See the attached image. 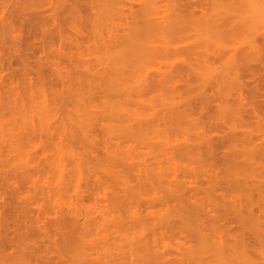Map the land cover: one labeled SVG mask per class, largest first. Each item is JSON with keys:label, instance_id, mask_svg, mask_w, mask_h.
<instances>
[{"label": "rangeland", "instance_id": "obj_1", "mask_svg": "<svg viewBox=\"0 0 264 264\" xmlns=\"http://www.w3.org/2000/svg\"><path fill=\"white\" fill-rule=\"evenodd\" d=\"M78 1L82 3L79 4ZM83 1L84 0L82 1L75 0V2L73 0H64V1L63 0H0V236H1L0 240L1 239L4 240L3 239L4 237L5 239H7V237L10 238L11 236V234L7 232H5L7 233V235L6 234H5L6 236L4 235V231H5L4 227H6L5 218L10 219L11 217L9 218V216H11L10 214H12L13 215L12 221H14V223L11 221L12 223L11 225L14 226L12 227L14 228V232L9 231V230L8 231L11 233L17 234V237H16V234L15 235L12 234L13 238L16 237L15 239L20 237L19 235H21V233L22 235H25V236H27V233H29L28 235L30 237L28 238V240L30 239L32 244H33V241L37 242L36 245L35 243L33 245L30 243L29 246H32V247L35 246L33 248L31 247L30 248L33 249L35 254L38 255V259H37L38 261H37L35 259L37 257H35L34 254H31V255H34V257H32L29 254L31 253L30 250H28L29 246L27 247V249L26 248L24 249L23 246L25 245L21 244L22 245L21 246L20 241H16L13 239L14 242L15 241L18 242V244H16V242L13 243L17 245V246L15 245L14 247H12L14 248V251L13 249L10 250L7 247H6V250H4L5 246L3 249H0L4 251V254L2 251H0V264H23V263L28 264L29 263L28 260H30V258H32L31 260H33L34 258L37 261L36 263V261L33 260L35 261L34 262L35 264H77V263L78 264H85V263L90 264L91 262H92L91 264H121L125 261L124 260L125 258L123 259L124 257V254H122L123 252L118 253L117 251V249L120 251H123L121 250L120 244L118 245L120 236L131 235L132 233L133 235H135L136 233H139V234L145 233L148 236H152V234L155 232L158 233L159 235L161 234L163 237L170 236V235L172 237V233H174V237H173L174 240L172 239L168 240V242L171 243V249L173 250V251L169 250L170 251L169 254H170L171 260L177 259L178 261L176 262L175 260L176 263H174L173 261L172 263L181 264V262L184 260L187 262V264H192L191 261L188 262L185 255L182 256V261H181V257H179L180 254L177 255L179 253V251H177L178 249L177 245L180 242L179 235L181 234L183 236V233H180L178 236L176 235L179 233L178 230L180 231L182 230L181 232H184L186 234V235L184 234L185 237H189V236L192 237L193 233L191 232H193L194 231L193 229L196 228V225H195L196 222L193 219L190 220L189 218L190 222L187 223L185 221L184 222L185 225L183 224L180 226L179 224L180 223L182 224V222L178 218L175 219V220H179V221H176L175 224L173 223L174 221L170 222L171 224L173 223L172 225L162 220V222L166 225V227L168 226V229L171 227L170 231H172V233L170 235H167L166 233H169L170 231L168 229H165L166 228L165 226L163 227L162 225L163 223L161 221H158L159 222L158 223L157 221L154 220L156 222L155 226L157 227V229L154 226H151L155 224L154 222L151 221L152 219L151 216L153 214H157V215L162 214L164 210L166 211V209H164L165 207H163L165 204L164 201L166 203L168 202L167 204L169 207L175 206L174 202L176 198L174 197L173 199L171 196H169L170 194L165 193L166 192L165 189L167 185L168 187L170 186L174 187L175 191H178L179 190L178 188L182 190L181 188L182 187L185 188L186 185H188L189 187L191 185L192 187L194 186L196 188V185L194 184H196V182L197 183L199 182L197 184L198 185L197 188L198 187L201 188V191H197L198 193L197 196L199 197L197 198L198 200L196 199L197 200L196 202H198V205L200 204L201 207L203 205L202 208L204 209L206 208V211L209 212L208 209L212 208V206H215L216 201H217V204L219 203L218 199L214 198L216 196L212 190L213 184L212 182H210V180H208V177H207V174L209 173V171L206 174H204V172L202 173L199 170L200 164L198 163L196 159H194V157H191V158L186 157L184 154H183V157H181L182 152H181V149L180 150L178 149L180 147V145L178 146L179 144L178 141H180L183 138V135H186L187 140H189L187 144H189L190 147L196 144L194 148L198 146H199L198 148L201 147L202 149L200 148L201 150L200 152H202V154L207 150L208 145H206V143H212L216 146V149H217L216 151H218L216 154H218V156L220 155L221 158L223 157V155L224 156L228 155V157L230 155L231 157L232 155L235 156L236 154L237 155L245 154L244 153L245 150L241 151L240 150L241 148L239 149V146L235 148V146L238 144L232 141V140L237 141V139H239L238 141H240V139L243 138V136H240V134L239 135L237 134V137L234 134L233 136H231L232 135L231 128L228 126H225V124L223 123H224V120L229 119L228 116H230L229 114H227L226 108H228L229 105H230L229 107H235V105L238 104L236 103L237 102L236 96L240 93L242 94V96L246 98L248 89H250L249 87H252V89L254 88V83H251V81L253 82L251 78L245 79V81L247 80L248 82L252 84L251 86H249L250 83H248V86H249L248 87L247 82H245L246 87H240V85H237L231 79V77L232 75H235V71H236L235 67H237V64H239V60L242 59V58L240 59V57H243L244 55L247 56V54H251L250 53L251 51L250 43L252 44V42H254L255 45L257 44L258 46H260L261 43L262 44L264 43V34H263L264 33V24H263L264 19L262 20V18H264V14L259 19V20H262L261 21L262 23L260 25L258 24L259 26L257 24H254L253 22L247 23L245 24L246 27H244L245 30L242 32L232 33V31L229 30V32H227L226 35H223V33L216 35L217 33L213 34L215 32L214 27L216 24L218 25L221 22L219 15L221 16L222 12H224L223 10L226 9L227 5L225 4H227V2L228 4L229 2H232V3H235V2L233 0H202V2L201 0H182L183 2H180V5L181 3L182 5L184 3L185 4L184 6L189 8L190 11H192V13L190 12L187 13L190 16L189 19L185 18L187 21L184 20V24L182 23L180 24L179 28L181 31L179 30V28L176 30V33L172 39L173 49H171L170 54L160 53V55L158 54L159 57L157 56L155 57V59L157 60H153V64L156 61H157L156 65L159 64L155 68L154 72L162 73L164 75H174V77H176L175 85L173 84V86H175V88L178 89L179 93L173 95L174 97L168 96L166 98L165 96L163 98L162 97L158 98V96H160L159 93L154 92L152 94L151 92L153 91H151L149 94L145 93L146 95L145 94L143 95L144 100H143V97L141 98L143 101L140 100L139 98L134 97L133 101L134 100L136 101V102L134 101V103L138 102V104L133 103L130 109L133 110L134 112H138V111L142 112L141 114L144 116L143 118H149V120H151L153 114H156L158 117L159 115H162L163 113L166 114L167 112L175 110V108L179 109L182 106L181 108L185 107V109L190 110L188 111L190 114V118L192 119V122L190 120L185 125L182 124L181 126L183 127H181V129L175 128L177 130H175L173 127L164 128L162 126H158L160 127L158 128L157 126L156 127L151 126V125L146 126V128H143L142 132H140L141 135L137 137L133 142H128L126 144L121 145L123 149L118 148L116 145H113L114 148L112 147V150L114 151H112L113 158H111V160H110V157L107 156L106 149L104 148V145L102 143L103 136H102L101 131H99L100 129L93 128L94 129L93 130L94 132L93 133V137H94L93 149H95L93 151L94 158L93 156L90 157L91 156L90 155L88 156L90 157L88 158L89 159L88 161H87V157L85 159L87 161V164L91 162L90 163L91 165L88 164V166H90L89 168L91 167L92 168L85 172V169L86 168L88 169V167L85 164L86 161L85 162L83 161L85 165L84 164L82 165L83 162L80 164L82 169L86 167L83 170L81 169L82 170L81 172L85 174H82V180H80L79 182L80 190L77 191V193L76 192L74 193V189L76 188L79 189V187H76V188L71 187L68 189L65 188V190L63 191L62 188L58 189V187L55 186L58 182L56 181L57 179L55 180L57 183L53 181L55 179L54 177H56V172H53L52 171L53 169H50L51 166L47 167L48 169L51 170L50 172L48 170L49 172L47 173L48 177L45 176V174L43 173L44 172L43 166H45V168H46V165L49 166L48 164L49 162L44 160L45 156H48V154L49 155L53 154V156H55L57 155V153H59V155L61 154V156H64L67 150L76 149L78 145L80 146V143L77 141L75 137L71 139V136L70 135L68 136V133L70 131L69 127L72 126L73 116L75 115V113H73L75 111V110L73 111V109L75 108L74 106L75 100L74 99L72 100V98L71 99L65 98V96L62 95L63 94L62 89H61L62 87L59 86L61 84L57 83L59 76L57 77V80L55 76L61 75V77L63 78L61 80H65V86L67 85V89H69L68 91L73 92V94L74 93L79 94L85 91V94H82L83 98L81 99H83V102L86 103L87 102L86 99L88 97L89 98L88 101H90L92 97L86 95L87 90H83V89H87L86 80L88 77L86 76L90 75L89 78H91V75H100L101 73H103V68L96 63L95 59H93L95 58L94 57L95 55L94 56L92 55L94 51L93 50L92 52L90 51V49H93V43L97 41V39L95 41L92 39L93 34L91 33H94V31L97 30V32L99 31V34H100V30H101L100 28H102L100 27V22L97 21L98 19H94L93 14H95V17H96V13H95L96 11L94 10H97L98 9L97 7H100L99 11L101 12H99L98 10L97 12L99 14L101 13L100 15H102V17L104 18L106 16L105 13H111L113 11L112 9L114 8L117 9L116 5L118 6L120 5L119 10L122 6L124 11L122 10V8L120 11H123L126 14L125 19L123 18L124 16H122L124 13L123 14L121 13L122 17L118 16L119 18H117L115 16L112 22L114 25V29H116L117 32H119L120 34H121V31H119L118 26L119 25L120 27L123 26L120 29L124 27L126 28L127 27L126 24H128L127 21L129 22V20H131L130 19L131 15L128 16L129 18H127L128 20H126L127 13L128 15L129 14L135 15V13L137 15L140 13L139 15L143 16L144 12L147 11V9L144 8V5L142 7L143 2L141 0H118L116 2L115 0L113 1L110 0V2L106 0L105 7L107 8L103 6L104 0H95V3L93 2L94 7L96 6L94 10L93 8L90 9L87 7L88 5H90L89 3L85 4L87 0L84 2ZM97 1L100 4L97 3ZM119 1L122 4H119L120 3ZM161 1L162 0H160V3L158 1V4H159L158 11L160 14L164 11L163 9H165L166 11L171 10V13L174 11L172 9H175L174 12L176 13L177 9L180 7L178 6L179 3L177 4L178 1L176 0H167V3L164 2L166 3L165 6L163 5V3H161ZM71 2L72 3L74 2V6L78 7L79 14L80 12L83 13V14L81 13L82 15L80 14L81 16L79 15L80 18L78 17V12H76V10H73L74 12H76L75 16H73V13H74L73 11L71 13V10L74 8V6L70 4ZM87 2H92V1L88 0ZM197 2L199 3L198 5L200 6H197L196 4ZM76 3L79 6H77ZM109 3L110 4L114 3V4H111V6H109ZM82 4L84 6H81ZM80 6L86 7L87 9L81 8V10L79 11ZM162 6H164L165 8H163ZM171 6L173 7L172 9H171ZM69 7L71 8V10ZM105 9H109V10L107 11ZM115 9L114 11H116ZM90 10H92L94 13L92 12L93 13L92 14ZM166 11L162 13V15H165V13H167ZM168 12L170 13V11ZM219 12L221 14H219ZM86 15L88 16V18L90 17L91 18L88 19ZM139 15L136 17H139L138 19L141 20V18L143 17ZM184 15H186V13H183L182 16ZM81 18L83 19L81 20ZM84 19L88 20V22H85ZM115 19L118 21H116ZM231 20H233V18ZM259 20L257 23L260 22ZM93 22L94 23L96 22V23L93 24ZM103 22L107 24L106 21H103ZM234 22H235V18H234ZM213 25L214 27H212ZM93 27H95L96 29L94 30ZM105 28L106 27H104V29ZM89 29H91V31ZM107 33L105 32L106 35ZM242 33H246V34L242 35ZM105 34H104L103 39L106 38ZM94 37L96 38V36ZM98 37L97 38L100 40V37L102 36L99 35ZM81 42L84 44V46H81L82 45ZM75 43L77 44V46ZM89 45H90V48H89ZM228 46L230 47L231 50L228 48ZM262 46H264V44ZM76 47L80 49L77 50ZM242 49L245 51H243ZM83 50L85 51L87 50V51L84 52ZM240 54L243 56H241ZM90 57H92V59ZM86 59L89 62L86 61ZM235 59L236 60L239 59V60L236 64L234 63L235 65L234 66L233 61L236 62ZM82 60H84L86 64H84ZM95 65L96 67H98V69H96ZM85 67L89 68V70L91 69L90 70L91 72L87 73L88 69L87 71L86 69L84 70ZM167 67H168V70H167ZM186 67L188 68L186 69ZM241 73H243L242 75H248L244 71H241ZM186 77H188L189 79ZM176 80L177 82L178 81L179 82L177 83ZM80 81L81 83H79ZM81 88L83 91L81 90ZM219 91L220 92L223 91L222 94H220ZM250 95L251 94H248L247 98H250L249 97ZM155 96H157V98ZM206 96L208 97L207 99H205ZM93 97H94V101L97 102L96 101L97 98L95 96ZM153 97L155 98L153 99ZM117 99H119V97ZM212 101L215 104L211 103ZM140 102L142 103L140 104ZM208 102H210L211 104ZM216 103H218V105H216ZM146 106L147 107L149 106L152 109H149V107L146 108ZM201 107H202V110L203 108L204 110L200 112L199 109H201ZM246 107H249V106H243V109H245ZM150 111H152V113H150ZM149 113L152 115L149 116ZM199 118L204 123L201 122ZM30 121L34 122V124L36 125L42 121L43 123L47 122L50 125L48 126L46 123L47 125L46 128L42 124L43 125L42 128L36 127V129H31L27 126L28 122ZM193 121L196 122V124L193 123ZM199 124H202V125L204 124V126L201 127L202 125H199ZM150 127H153V128L150 129ZM231 127L233 128L232 124H231ZM64 128H69V131ZM73 128L74 127H71V131L75 129ZM161 128L164 129V133L162 132L163 130ZM63 129L64 131L66 130L68 131V132H65L67 134L63 132ZM170 129L171 130L173 129V131L171 132ZM213 129H215V131H213ZM233 130L235 129L233 128ZM236 130L238 132L240 129L238 130L236 128ZM253 131H254V134H253L254 136L252 137H254V139L256 137L258 139L262 138V141L264 140V126L263 125L255 127ZM143 132H145V135ZM198 134H202V135L198 136ZM98 136L100 138L97 139ZM144 136H145V139H144ZM142 139L146 141L143 142ZM195 139L200 143V145ZM140 140L142 142H140ZM176 140L178 141L176 142ZM181 141H180V144H181ZM254 141H257V140H254ZM140 143L141 144L144 143V144L140 145ZM119 149L121 150L122 153L124 152L123 153L124 155H122V157L119 156V153H120ZM130 149L132 151L136 150L140 154L137 155L135 151L132 152ZM115 151L117 152L118 155L115 153ZM206 152H208V150ZM206 152L203 155L204 157H206V159H208L207 155H209V152L208 153ZM134 154L137 156H135ZM115 155H117L118 158ZM139 155L141 156V158L143 157L142 159L140 158V160L137 159ZM133 156H135L134 158L137 157L136 160H134L133 158H130ZM124 158L125 159L129 158L131 160L133 159L134 161H130V163L133 162L134 165L130 164L131 167H129L125 165L124 163L122 164V162L125 161ZM112 159L113 161L115 160L114 162L120 166L117 167V165H114L113 163L112 165H114V167L112 168L114 169L112 171V168H111V171L109 172L108 169L112 166L110 164L113 162ZM120 159L124 161L122 160L120 161ZM129 159H127L126 161L128 162ZM63 160H65L64 162L66 163L67 166H69V168L72 166L73 162L70 159L63 157ZM138 160L140 161V165L142 167L144 166V168H147V171L146 170L144 171L149 173V174H145L144 172L145 174L143 176L144 178L140 177L142 176L141 174L138 175V173H136V171L139 172V169L141 167L139 163L136 162ZM223 161L224 160H221V163H224ZM127 162L125 163L128 164ZM153 163H156L159 168L156 167L157 165ZM261 163H262L261 165L264 166V159H262ZM150 166H153V168ZM133 167H135L134 170H133ZM137 167L138 169H136ZM195 168H198V170L200 171L199 173H201V176L197 172L198 170L197 171L194 170ZM74 169L72 171L75 173ZM105 169H107V172L105 171ZM78 170H80L79 167H78ZM119 170L122 172V174L124 173L123 174L124 176H127L128 180H126V178H124L122 174L119 177H117L120 174V173L118 174V172H120ZM148 170H150L151 173ZM156 171L157 173H159L157 175L158 177H156L155 174H154L155 177L152 175V173H155ZM51 172L55 173L54 177ZM115 172L116 174H114ZM195 172L196 174H194ZM198 174H199V177H198ZM136 175L139 176L140 179L137 178ZM121 176L123 177V179H125L126 184L129 182L128 183L129 185L124 184V181L120 179L122 178ZM58 177L60 178L61 176L58 175ZM146 177H147V181H146ZM196 178L198 180L194 181L196 180ZM64 179L70 180L71 178L65 177ZM163 181L164 182L166 181V182L164 183ZM231 182H229V184ZM47 183L50 184L48 186V189L46 188L47 187L46 185H48ZM180 184H182V186H180ZM124 185H126L127 188L124 187ZM50 186H51V189H50ZM130 186L131 187L134 186V188H136V191L130 190L129 189L131 188ZM191 188H188V190ZM49 190L53 192V195L50 193ZM156 192H159V193H156ZM212 193L214 197L212 196ZM166 194L168 195L167 197H166ZM202 195L206 197L204 198ZM170 197H171V200H170ZM208 197L210 198V200L208 199ZM253 201H254V198H253ZM254 203H256V201ZM258 204L261 205V203H258ZM198 205L195 204L193 207H191V209L193 208L194 210L195 209L194 207H197ZM256 206H259V205L255 204L253 207H251V209L253 208L252 210L255 213V215H257V208H258ZM130 208L131 209L133 208L134 211H135V208H137L136 209L137 212L139 211L137 215L141 216L140 219L143 216V218L146 219L147 223L145 225L141 224L139 221L140 219L137 216L138 220H136V222H139L140 223L139 225L138 223L135 222V219H136L135 217H134L135 219L134 218L131 219L130 217H128L129 215L130 216L132 215V212H134ZM198 208L200 209V206ZM220 208L221 207H219L218 209ZM224 208L227 209V207H224ZM127 209H128V212H126ZM225 209H222V210L220 209L221 211L215 213V216H216V217L214 216L215 221L219 217L217 219V222H215L212 219L211 213L209 214L211 215L209 217H206L204 215L205 218H202L203 217L202 213L200 214L202 218V222L206 225L205 228L207 232L212 233L214 232V230H219L222 226L225 227V225L228 224L227 228L222 227L220 229L221 231L226 230V231L221 232L222 235H224V240H226L225 242L227 243L228 241V243L232 244L235 241L233 238L235 236L236 237L240 236L242 238V241L244 243H247L246 249L248 250V254L252 258V260H254L253 258H255L256 261H258L260 264L261 263L263 264L264 260L262 259V255L264 253V239H263L264 237L262 238V235H260L262 232H260L259 234L257 230L255 231V229L253 228L254 227L253 223L250 220H246V218H244L246 221L243 218L242 219L240 218L237 221L236 218L233 219L230 215L229 216L226 215L227 217L224 216L225 214L222 211L223 210L226 211ZM124 212L126 213L131 212V214L130 213L124 214ZM226 212H229L228 209ZM242 214L247 217L246 213L244 214L243 212ZM77 217L78 219L75 220ZM99 218L101 219L104 218V219H107L108 221L107 223H104V221L106 222V220L103 219L104 221L101 223V220ZM226 218H227V221L225 220ZM72 219L73 221L74 220L75 221L71 225V222H73ZM149 219L152 222L151 224H150ZM109 220H112L113 222L111 223V221ZM76 221L79 222L78 226H76L77 224ZM187 221H188V218H187ZM210 221H213V222H210ZM208 222H210V224ZM221 223L223 224L220 226ZM104 224H107V226H104ZM216 225H219V229L217 228L218 226ZM187 226L189 227L187 228ZM105 227L109 229V233ZM183 227H184V230L186 228L187 229L184 231ZM190 227H192L193 229ZM190 229L192 231H190ZM211 229L212 231L210 232ZM45 230L48 233L45 232ZM105 230L107 234H105ZM253 230L255 231L254 233H253ZM56 231L62 232V236L65 233L66 238L63 236L67 240L66 246L65 245L63 246L65 249L61 245V240L63 239L62 241H65V239L61 236V233H60L58 234L61 237L60 238L61 240H60L57 235L58 232ZM80 232L82 233L81 237L83 236L85 237V238L84 237L81 238L82 241L78 240V238L80 237L79 236ZM257 232L260 237L258 235H255L257 234ZM49 233L53 234L54 236L56 235L57 241L54 243H57V245L60 244L61 246L60 245L59 246L60 248L62 247L63 250L60 249L57 245L53 244L52 240L55 239V237H52L53 235L48 236L47 234ZM107 235H110L108 239L106 237ZM181 235H180V238H181ZM47 236L48 237L51 236L53 238L51 240L52 243L48 241L50 238H47ZM112 236H114L115 238H113ZM101 237L104 238L103 241H102L103 238L101 239ZM73 238L77 241H75ZM93 238L99 241L98 242L99 246H101V249L103 247L104 250L102 249L98 253V250L100 247L96 245L97 241L91 240ZM11 239L12 237L8 240H11ZM83 239H85L88 243L91 240V243H89L91 244L90 245L91 247H89V244ZM105 239L107 240L105 241ZM111 239H113V242L111 241ZM8 240H5V241L7 242ZM1 241H0V245H1ZM94 241L96 245L95 247L93 246ZM101 241H102V244L100 245ZM75 242H77L78 244ZM105 242H109L110 245ZM182 242L184 243L183 240ZM6 244H10V243L8 242ZM51 244L54 246H57L60 250L57 252L58 250L56 249L57 247L55 248ZM103 244L108 247L105 248ZM10 245L12 246V244ZM77 246L80 248H84L86 251L84 249H79ZM172 246L173 247L177 246V249L175 248L173 249ZM90 248L95 249V250L92 251ZM96 248L98 250H96ZM47 250L49 251V253ZM83 250L85 251L84 253H83ZM90 250L92 254L94 255L90 253L91 255L89 254V258H88V256L86 255H88ZM5 251L6 253L8 252L11 254L8 255V253L6 254ZM115 251L117 252L118 256ZM124 251H126V249ZM100 252L102 253L100 254ZM173 254L176 255L178 258H180L181 262ZM60 256H61L62 261L60 259ZM97 256L99 258H96ZM86 257H87V260H86ZM89 259H91L92 261ZM206 259L207 258L204 257L203 264L208 263V262L209 264H212L210 262L211 260L205 262ZM186 262L185 263L182 262V263L186 264ZM194 262L193 264H195ZM258 262L257 264H259ZM198 263L201 264L202 262L197 261L196 264Z\"/></svg>", "mask_w": 264, "mask_h": 264}, {"label": "bare ground", "instance_id": "obj_2", "mask_svg": "<svg viewBox=\"0 0 264 264\" xmlns=\"http://www.w3.org/2000/svg\"><path fill=\"white\" fill-rule=\"evenodd\" d=\"M64 1V0H63ZM75 2V0H73ZM82 1V0H80ZM86 1V0H84ZM83 1V2H84ZM88 1V0H87ZM85 2L86 3H89L90 5H88L87 7L88 8H94V3H95V0H90L92 2ZM113 1V0H112ZM118 1V0H115V2ZM143 3H142V7L144 5V8L147 9L146 12H144L143 16L142 15H139L135 13L136 16H141L143 18H141V20H139L138 18L139 17H136L134 14H129L127 13V16H126V20H128L127 18H129L128 16H130V19L129 22L127 21L128 24L127 27L125 28H122L120 29V25L118 26L119 27V31H121V34L119 32H117L116 29H114V25H113V19L114 17L116 16L117 18L119 17H122L124 16L123 18L125 19V13L123 12V8L122 10L123 11H120L119 10V6H117V9H115L116 11H114V9L110 10L112 11L111 13H105L106 16L103 18L102 15H100L97 10L99 11V8L100 7H97L96 9L97 10H94L96 11V17H95V14H93L94 12L92 10L91 13L94 15V19H98L97 21L100 22V34H99V31L97 32L94 31V33H91L93 34V40L95 41L97 39V41H95L93 43V49H90V51L92 52V50L94 51L92 53V55L95 57L93 59H95L96 63L98 65H100L102 68H103V73H101L100 75H91V78L90 75H87L86 77L87 80H86V87L87 89H83V90H87L86 92V95L88 96H91L93 101H88V97H87V102H83V95L82 94H85V91L81 90L84 92H81V93H74L73 92H70L68 91L69 89H67V85L65 86V80H61L63 79L61 77V75H56V80H57V77H58V81L57 83L58 84H61L59 85L60 87H62V95L65 96V98H69L72 100L74 99L75 100V108L73 109V113H75V115L73 116V121H72V126L71 127H74L73 129L75 130H72L71 131V127L70 128V131H69V128H64V129H67L69 131L68 133V136L70 135L71 136V139L73 137H75L77 139V141L80 143V146L78 145V147L76 149H70V150H67L66 154H64V156H61V154L59 155V153H57V155L53 156L52 155H49L48 156H45L44 160L48 161L49 163V166L46 165V168L45 166H43L44 168V174L45 176L48 177V174L51 170L50 169H53L52 171L53 172H56V177L61 176L60 178H56L54 177L55 176V173L51 172L53 174V177L55 178L53 181H55V183H57L55 186L58 187V189L62 188V190L64 191L65 188L68 189V188H71V187H79L74 189V193L77 191L80 190V186H79V182L80 180H82V174H85V173H82L81 171L85 168H81L80 164L84 161H86V157H87V161L89 160L88 158L92 157L93 156V151L95 149H93V140H94V137H93V130L94 129H100L99 131H101L102 133V136H103V145H104V148L106 149V152H107V156L110 157V160L111 158H113V153L112 151V147L114 148L113 145H116L118 148H122L121 145L123 144H126L128 142H133L137 137H139L141 135L140 132H142L143 128H146V126H162L164 128H171L173 127L174 129L175 128H180L183 127L181 126L182 124H186L188 123L190 120L192 122V119L190 118V114H189V109H185L184 108H175V110H172L170 112H167L166 114H162V115H159L157 117L156 114H153L152 116V119L149 120V118H143L144 116L141 114L142 112L138 111V112H134L133 110H131V106L132 104L134 103L133 101V98L136 97V98H139L140 100H142L141 98L143 97V95L146 93V94H149L151 91L152 94L155 92L159 93L160 96H158V98H163L166 96V98L168 96H173L175 94H178L179 91L177 88H175V86H173V84L175 85V78L174 75H164L162 73H157V72H154L155 71V68L159 65H156V62L153 64V60H157L155 59V57H159L160 53H164V54H170V51L173 46V43H172V39L176 33V30L179 28L180 24H184V20L187 21L186 19H189V15L187 13H192V11H190L189 8H187L186 6H184L185 4L181 3L180 5V2H183L182 0H176L178 1L177 4L179 3L178 6H180L178 8L177 6V11L176 13L174 12L175 9H172L173 7L171 6V9L174 10L172 13H171V10H168L170 11V13L168 11H166L165 9H163L164 11L162 13H164L165 11L167 13H165V15H162V13L160 14L159 11H158V1L160 3V0H141ZM235 3H232V2H227V7L225 10H223L224 12H222V14L219 12V14H221V16L219 15L220 19H221V22L217 25H214L212 27H214V33H217L216 35L218 34H222L223 35H226L227 32L232 31V33H236V32H242L245 30L244 27H246L245 24L247 23H254V24H261L262 20L264 18H262V20H259L261 18V16L264 14V0H233ZM74 2L70 3L74 6ZM94 2V3H93ZM105 2L106 0H104V7H105ZM108 2H110V0H108ZM114 2V3H115ZM120 2V1H119ZM118 2V3H119ZM167 3V0L165 1H161V3H163V5L165 6L166 3ZM196 2V1H195ZM202 2V0H201ZM200 2V4H201ZM79 4H81L82 2H79ZM97 3H99L97 1ZM114 3H111V4H114ZM124 3V2H123ZM139 3V2H138ZM169 3V2H168ZM187 3V2H186ZM77 4V3H76ZM100 4V3H99ZM111 4L109 3V6H111ZM117 4V3H116ZM119 4H122L121 2ZM141 4V2H140ZM188 4V3H187ZM197 6H200L198 5L199 3L197 2L196 3ZM96 5V4H95ZM98 5V4H97ZM218 5V4H217ZM222 5V4H221ZM77 6H79L77 4ZM81 6H84L83 4ZM80 6V9L79 11L81 10V8H86V7H81ZM91 6V7H90ZM93 6V7H92ZM99 6V5H98ZM124 6V5H123ZM141 6V5H140ZM164 6H162L163 8H165ZM174 6V5H173ZM71 7V5H70ZM69 7V8H70ZM115 7V6H114ZM161 7V8H162ZM107 8V7H105ZM167 8V7H166ZM184 8V9H183ZM187 10H186V9ZM198 8V7H196ZM21 9V8H20ZM87 9V8H86ZM170 9V8H168ZM222 9V8H221ZM71 10V8H70ZM69 10V11H70ZM73 10H76V12H78V7L74 6V8L71 10V13ZM84 10V9H83ZM105 10H109V9H105ZM118 10V11H117ZM127 11V10H126ZM143 11V10H142ZM188 11V12H187ZM220 11V9H219ZM74 12V11H73ZM73 13V16H75V13ZM101 12V11H99ZM106 12V11H105ZM115 12V13H114ZM132 12V11H131ZM82 12H80L81 14ZM121 13L123 14L121 16ZM138 13V12H137ZM183 13H186V15L182 16ZM217 13V12H216ZM79 12H78V17H79ZM83 14V13H82ZM81 14V15H82ZM118 14V15H117ZM142 14V12H141ZM198 14V13H197ZM80 15V16H81ZM133 15V16H132ZM239 15V16H238ZM87 16V15H86ZM85 16V17H86ZM91 16V14H90ZM119 16V17H118ZM218 16V15H217ZM37 17V16H36ZM54 17V16H53ZM52 17V18H53ZM56 17V16H55ZM102 17V18H101ZM39 18V17H38ZM74 18V17H73ZM80 18V17H79ZM78 18V19H79ZM88 18V16H87ZM91 18V17H90ZM88 18V19H90ZM183 18V19H182ZM186 18V19H185ZM233 18V20H231ZM234 18H235V22H234ZM240 18V19H239ZM83 18H81L82 20ZM103 19V20H101ZM215 19V18H214ZM217 19V18H216ZM238 19V20H237ZM54 20V19H52ZM85 20V19H84ZM116 20V19H115ZM213 20V19H212ZM258 20L260 21L259 23ZM96 21V22H97ZM103 21H106L107 24H105ZM118 21V20H116ZM189 21V20H188ZM234 23H233V22ZM238 21V22H237ZM82 22V21H81ZM85 22H88V20H85ZM92 22V21H90ZM95 22V23H96ZM141 22V23H140ZM80 23V22H79ZM93 22V24H95ZM102 23V24H101ZM82 24V23H81ZM263 24H264V21H263ZM91 25V24H90ZM104 25V26H103ZM106 25V26H105ZM125 25V26H126ZM258 25V26H259ZM93 26V25H92ZM183 26V25H182ZM211 26V25H210ZM262 26V25H261ZM90 27V26H89ZM104 27H106L105 30ZM230 28V29H229ZM76 29V28H75ZM93 29L95 30L96 28L93 27ZM104 29V30H103ZM188 29V28H187ZM213 29V28H212ZM91 31V29H89ZM180 30V28H179ZM186 30V29H185ZM79 31V30H78ZM104 33H103V32ZM181 31V30H180ZM105 32L107 33V35L105 34ZM231 33V32H230ZM81 34V33H80ZM96 34V35H94ZM102 34V35H101ZM104 34H105V39H103L104 37ZM243 34H246V33H242ZM264 34V33H263ZM102 36L100 37V40L98 39L99 37L98 36ZM222 35V36H223ZM241 35V36H242ZM96 36V38L94 37ZM91 37V36H90ZM98 37V38H97ZM215 37V36H214ZM228 37V36H227ZM231 37V36H230ZM243 37V36H242ZM213 39V38H212ZM245 39V38H244ZM243 39V40H244ZM249 39V38H248ZM99 40V41H98ZM251 40V39H250ZM260 42V41H259ZM82 43V42H81ZM80 43V44H81ZM76 44V43H75ZM87 44V42H86ZM264 44V43H263ZM261 43L260 46H258L257 44L255 45L254 42H252V44L250 43V53L251 54H247V56H243V57H240L241 60H239V64H237V67H235V75H232L231 79L237 84V85H240V87H246V84L245 82H247V86H248V82L247 80L245 81V79H248V78H251L253 80V82L251 81V83H254V88L252 89V87H249L251 86L252 84L250 83V85L248 86L250 89H248V93H247V97H248V94H251L249 97L253 100H251L250 98H245L244 96H242V94H238L236 97H237V102L238 104L235 105V107H229L228 105V108H226V111H227V114H229L230 116L229 119L227 120H224V123L225 126H228L231 128V132H232V135L230 133L231 136L236 135L237 137V134L240 136H243V138L240 139V141H238L239 139H237V141L235 140H232L234 141L236 144L235 148L239 146V149L242 151V150H245V154H236L235 156H231L228 155L224 156L221 158V156L218 154H216L218 151H216V146L212 143H206L207 146V150L209 152V155H207L208 159H206V157H204V153L207 151H205L203 154L202 152H200V148L198 147H195L192 146L190 147L188 143L189 140H187L186 138V135H183V138L180 140L181 141V144H180V141L176 140V142L178 141L179 144L178 146L180 145V147L178 148L179 150L181 149V152H182V156L183 157V154L186 156V157H194V159H196L198 161V163L200 164L199 165V170L204 174L209 173L207 174V177H208V180H210V182H212V190H213V193L215 194L216 197H214L213 193H212V196L214 198H217L219 203L217 204V201H216V204L215 206H212V208L208 209L209 212L206 211V208H202L201 205L199 204L198 205V202H196L198 199L199 196L197 191H201V188H197V183L194 184L196 185V188L192 187L190 185V187L188 185L185 186V188H181L182 190H180V188H178L179 192L178 191H175V188L174 187H166L165 189V193H168L170 194L169 196H171L173 199L174 197L176 198L175 199V206H171L169 207L168 206V202L166 203L164 201V206L165 207L164 209H166V211L164 210L163 213L165 214H153L151 217V221L154 222L155 224L151 225V226H154L156 229L157 227L155 226L156 225V222L155 221H161L164 220L165 222L169 223L170 225H172L173 223L175 224L176 221H181L182 224L180 222L179 225H183L184 222L186 221L187 223L190 222L189 221V218L190 220L193 219L196 223V228H192L194 231L191 232L193 233L192 234V237L189 236V237H185L184 236V232H181L180 230L179 233H175L177 234L176 236H178L180 233H183V236L181 235V238H180V235H179V244L177 242V246H178V249H177V246L176 247H173V249H177V251H179V253L177 255H179V257H181V261H182V256H186V259L188 260V262H193L196 264L197 261L199 262H202L201 264L204 263V257H206L207 259L205 260V262L211 260L210 262L212 264H257L258 261L255 260V258H253L254 260H252V258L250 257V255L248 254V250L246 249V245L247 243H244L242 241V238L240 236H235L233 239L235 240L234 243H227L225 242L226 240H224V235H222V231H226V230H220L219 229V225H216L218 226L217 228L220 230H214V232L212 233H209L207 232L206 228H205V224L202 222V218H205L204 215L206 217H209L212 215V219L215 221V213L221 211L222 209H225L224 207H227L228 211L229 212H226L227 209H225L226 211H222L224 214V216H231L233 219H244L246 218V220H250L252 223H253V228L255 229V231L257 230L260 234V232H262L260 235H262V238L264 237V166L261 165V161L262 159H264V140L262 141V138L261 139H258L255 137H252L254 136V131L253 129L255 127H258V126H264V46ZM239 45V44H238ZM77 46V44H76ZM81 46H84V44L82 43ZM223 46V45H222ZM241 46V45H240ZM77 48V47H76ZM85 48V47H83ZM89 48H90V45H89ZM88 48V49H89ZM205 48V47H204ZM228 48L230 49V47L228 46ZM240 48V47H239ZM243 48V47H242ZM80 49V48H79ZM77 48V50H79ZM225 49V48H224ZM237 49V48H236ZM245 49V48H244ZM221 50V49H220ZM231 50V49H230ZM240 50V49H238ZM243 50V49H242ZM246 50V49H245ZM243 50V51H245ZM84 52H86L85 50H83ZM249 51V50H248ZM229 52V51H227ZM234 53V52H232ZM159 54V55H158ZM86 55V54H85ZM91 55V54H90ZM236 55V54H235ZM234 55V56H235ZM165 57V56H164ZM168 57V56H167ZM89 58V57H88ZM87 58V59H88ZM92 59V57H90ZM172 58V57H171ZM235 58V57H234ZM237 58V57H236ZM86 59V61H88ZM213 59V58H212ZM217 59V57H216ZM231 59V58H230ZM162 60V58H161ZM165 60V59H164ZM168 60V59H167ZM234 60V59H233ZM236 60V59H235ZM238 60L233 61V65L234 63L236 64L238 62ZM84 64H86L84 62V60H82ZM89 62V61H88ZM182 62V61H181ZM82 63V64H83ZM159 63V62H158ZM161 63V62H160ZM186 63V62H185ZM92 64V62H91ZM94 64V63H93ZM203 64V63H202ZM156 65V66H155ZM167 65V63H166ZM165 65V66H166ZM87 66V65H86ZM169 66V65H168ZM235 66V65H234ZM96 67V65H95ZM154 67V68H153ZM94 68V67H92ZM101 68V69H102ZM188 67H186L187 69ZM88 69L87 73H90L91 69L89 70V68H84V70ZM96 69H98V67H96ZM151 69V70H150ZM154 69V70H152ZM163 69V68H162ZM165 69V68H164ZM54 70V69H53ZM167 70H168V67H167ZM185 70V69H184ZM186 71V70H185ZM196 71V70H195ZM241 71H244L246 72L248 75H242L243 73H241ZM95 72V71H94ZM93 73V72H92ZM96 74V73H95ZM166 74V73H165ZM194 74V73H193ZM179 75V74H178ZM80 77V76H79ZM85 77V76H84ZM185 78V77H183ZM188 78V77H186ZM84 79V78H83ZM189 79V78H188ZM55 80V81H56ZM79 80V79H78ZM182 80V79H181ZM185 80V79H184ZM187 80V79H186ZM64 81V82H63ZM188 81V80H187ZM190 81V80H189ZM221 81V80H220ZM177 82V80H176ZM179 82V81H178ZM177 82V83H178ZM181 82V81H180ZM81 83V81L79 82ZM85 83V82H84ZM218 83V82H217ZM85 85V84H84ZM82 85V86H84ZM69 86V85H68ZM81 86V85H80ZM181 86V85H180ZM66 87V88H65ZM222 87V86H221ZM247 87V88H248ZM217 88V87H216ZM238 88V87H237ZM222 89V88H221ZM213 90V89H212ZM220 92V91H219ZM223 92V91H222ZM222 92H220V94H222ZM238 92V91H237ZM240 92V91H239ZM218 93V92H217ZM145 94V95H146ZM164 94V95H163ZM219 94V93H218ZM151 95V94H150ZM228 95V94H227ZM95 96L97 99L95 102L94 101V97ZM217 96V95H216ZM119 97V99H117ZM157 98V96H155ZM153 97V99L155 98ZM174 97V96H173ZM210 97V96H209ZM235 97V98H236ZM208 97L206 96L205 99H207ZM214 98V97H212ZM99 99V100H98ZM149 99V98H148ZM152 99V98H151ZM210 99V98H209ZM250 99V100H249ZM143 100H144V97H143ZM142 100V101H143ZM156 100V99H155ZM172 100V98H171ZM170 100V101H171ZM203 100V99H201ZM213 100V99H212ZM249 100V101H248ZM82 101V102H81ZM139 101V100H138ZM149 101V100H148ZM191 101V99H190ZM210 101V100H209ZM225 101V100H224ZM136 102V101H135ZM158 102V100H157ZM166 102V101H165ZM206 102V101H205ZM216 102V100H215ZM142 102H140L141 104ZM153 103V102H152ZM210 103V102H208ZM211 103H214L213 101ZM210 103V104H211ZM134 104H138L137 103H134ZM139 104V105H140ZM144 104V103H143ZM182 104V103H181ZM215 104V103H214ZM158 105V104H157ZM168 105V104H166ZM185 105V104H184ZM202 105V104H201ZM216 105H218V103H216ZM144 106V105H143ZM172 106V105H171ZM177 106V105H176ZM179 106V105H178ZM191 106V105H190ZM243 106H249V107H246L245 109H243ZM138 107V106H136ZM135 107V108H136ZM142 107V106H141ZM149 107V106H148ZM146 106V108H148ZM192 107V106H191ZM216 107V106H215ZM145 108V109H146ZM157 108V107H156ZM172 108V107H171ZM144 109V108H143ZM149 109H152L149 107ZM154 109V108H153ZM167 109V108H166ZM217 109V108H216ZM247 109V110H246ZM147 110V109H146ZM157 110V109H156ZM155 110V111H156ZM189 110V111H188ZM198 110V109H197ZM200 112L204 110H202V107L201 109H199ZM137 111V110H136ZM143 111V110H142ZM154 111V110H152ZM152 111H150V113H152ZM168 111V110H167ZM188 111V112H187ZM207 111V110H206ZM146 112V111H145ZM222 112V111H221ZM149 113V116H151L152 114ZM199 113V112H198ZM203 113V112H202ZM201 113V114H202ZM217 113V112H216ZM225 113V112H224ZM216 117V116H215ZM214 117V119H215ZM147 119V120H146ZM200 120V118H199ZM201 121V120H200ZM190 122V123H191ZM203 122V121H201ZM47 123V122H46ZM43 123L42 122H39L37 125L34 124V122L30 121L28 122V127L31 128V129H36L37 128H42V126L44 125L45 128L47 127V125L49 126L50 124L47 123ZM193 123L196 124V122L193 121ZM204 123V122H203ZM207 123V122H206ZM205 123V124H206ZM211 123V122H210ZM230 123V124H229ZM43 124V125H42ZM192 124V123H191ZM227 124V125H226ZM231 124L233 126V128L235 130H233V128L231 127ZM262 124V125H261ZM194 125V124H193ZM192 125V126H193ZM199 125H202V124H199ZM196 126V125H195ZM194 126V127H195ZM198 126V125H197ZM204 124L201 126L203 127ZM217 126V125H216ZM220 126V125H219ZM185 127V126H184ZM227 127V128H228ZM94 128V129H93ZM149 128V127H148ZM153 127H150V129H152ZM160 128V127H158ZM214 128V127H213ZM226 128V127H225ZM236 128L239 130L237 132ZM63 129V132H68L67 130L64 131ZM162 129V128H161ZM160 129V130H161ZM198 129V127H197ZM159 130V131H160ZM163 133H164V129H162ZM166 130V129H165ZM171 130V129H170ZM169 130V131H170ZM177 130V129H175ZM174 130V131H175ZM200 130V129H199ZM47 131V130H46ZM173 131V129L171 130V132ZM181 131V130H180ZM204 131V130H202ZM213 131H215V129H213ZM242 131V132H241ZM161 132V133H162ZM167 132V131H166ZM183 132V131H182ZM240 132V133H239ZM144 135H145V132H143ZM142 133V134H143ZM67 134V133H65ZM158 134V133H157ZM182 134V133H181ZM184 134V133H183ZM160 135V134H159ZM172 135V134H171ZM201 136L202 134H198V136ZM208 135V134H207ZM260 136V135H259ZM171 137V136H169ZM177 137V136H176ZM96 138V137H95ZM100 138L99 136L97 137V139ZM153 138V137H152ZM181 138V137H180ZM179 138V139H180ZM201 138V137H200ZM228 138V137H227ZM230 138V137H229ZM260 138V137H259ZM144 139H145V136H144ZM143 140L146 141V140ZM235 139V137H234ZM158 140V139H157ZM163 140V139H162ZM171 140V139H170ZM192 140V139H191ZM196 140V139H195ZM254 140H257V141H254ZM259 140V141H258ZM151 141V140H150ZM197 141V140H196ZM231 141V142H232ZM95 142V141H94ZM140 142H142L140 140ZM153 142V141H152ZM161 142V140H160ZM198 142V141H197ZM213 142V141H212ZM241 142V143H239ZM134 144V143H133ZM144 144V143H143ZM140 143V145H143ZM146 144V143H145ZM156 144V143H155ZM158 144V143H157ZM162 144V143H160ZM177 144V143H176ZM198 144L200 145V143L198 142ZM233 144V143H232ZM137 145V144H136ZM147 145V144H146ZM150 145V144H149ZM154 145V144H153ZM202 145V144H201ZM97 146V145H96ZM243 146V147H242ZM124 147V146H123ZM136 147V146H134ZM160 147V146H159ZM170 147V146H169ZM176 147V146H175ZM205 147V146H204ZM147 148V147H146ZM150 148V146H149ZM116 149V148H115ZM177 149V150H178ZM202 149V148H201ZM231 149V148H230ZM118 150V149H117ZM131 150V149H130ZM137 150V148H136ZM136 150H131L132 152H136V154H140L138 151ZM239 150V151H240ZM120 153H119V156L122 157V155H124L121 150L119 149ZM123 151V150H122ZM128 151V150H127ZM126 151V152H127ZM168 151V150H167ZM240 151V152H241ZM138 152V153H137ZM206 152V153H208ZM237 152V151H236ZM234 152V153H236ZM250 152V153H249ZM61 153V152H60ZM115 153L117 154V152L115 151ZM122 153V154H121ZM121 154V155H120ZM170 154V153H169ZM59 155V156H58ZM63 155V153H62ZM91 155V156H90ZM118 155V154H117ZM115 155L117 158L118 156ZM135 155V154H134ZM135 155V156H137ZM90 156V157H88ZM135 156L133 157H130V158H133L134 160H136V158H134ZM173 156V155H172ZM180 156V155H179ZM184 156V157H185ZM63 157L64 158H67V159H70L73 163H72V166L69 168V166L66 165V163L64 162L65 160H63ZM149 157V155H148ZM94 158V156H93ZM141 156L139 155V157L137 159L140 160ZM143 158V157H142ZM141 158V159H142ZM160 158V157H159ZM158 158V159H159ZM123 159V158H122ZM120 159V161L122 160ZM129 159V158H127ZM124 158V162H122V164L124 163L125 165L131 167L130 164L134 165L133 162L130 163V161H134L133 159H129V161L127 162ZM136 161L139 163L140 165V161ZM170 160V159H169ZM209 160V161H208ZM221 160H224L223 162L224 163H221ZM87 161H86V166L88 167V169L86 168L85 169V172L87 170H90L91 168H89L91 165L90 163L87 164ZM113 161V159H112ZM115 161V160H114ZM112 162L110 163L111 165L114 163V165H118L117 163L115 162ZM161 161V160H160ZM84 162L82 163V165L84 164ZM110 162V161H109ZM118 162V161H117ZM125 162H127L128 164H126ZM149 162V161H148ZM226 162V163H225ZM68 163V162H67ZM70 163V161H69ZM146 163V162H145ZM151 163V162H150ZM161 163V162H160ZM45 164V163H44ZM47 164V163H46ZM84 164V165H85ZM121 164V163H120ZM153 164H156V163H153ZM162 164V163H161ZM69 165V164H68ZM114 165H112L108 171L110 172L111 171V168L114 167ZM157 165V164H156ZM155 165V166H156ZM50 169H48L47 167H50ZM77 166V167H75ZM136 166V165H135ZM141 166V165H140ZM139 166V167H140ZM149 166V165H148ZM53 167V168H52ZM68 167V168H66ZM76 169H74V168ZM78 167L80 170H78ZM83 167V166H82ZM146 167V165H145ZM153 168V166H150ZM158 167V165L156 166ZM135 167H133V170H134ZM159 168V167H158ZM70 169V170H69ZM75 170V173L72 171V170ZM82 169V170H81ZM114 168H112V171H113ZM116 169V168H115ZM130 169V168H128ZM138 169V167L136 168ZM135 169V171H136ZM149 169V167H148ZM157 169V168H155ZM49 170V172H48ZM122 170V169H121ZM144 170L147 171V168H144V166L140 167L139 169V172L136 171V173L141 174L142 176H140L141 178H144L143 176L145 174H149L148 172H145ZM151 170V168H150ZM150 170H148L150 172ZM154 170V169H152ZM193 170V169H192ZM194 170H198V168H195ZM193 170V171H194ZM197 171L198 173L200 171ZM105 171L107 172V169H105ZM120 171V170H119ZM129 171V170H128ZM118 172V171H117ZM145 172V174H144ZM50 173V174H51ZM113 173V172H111ZM120 173V174H119ZM129 173V172H128ZM151 173V172H150ZM157 171L155 173H152V175L154 176V174L156 175V177H158L157 175L159 173H157ZM188 173V172H187ZM47 174V175H46ZM116 174V172L114 173ZM113 174V175H114ZM118 176L119 177L122 172H118ZM124 174V173H123ZM122 174V176H124ZM196 174V172L194 173ZM200 176H201V173H199ZM199 174H198V177H199ZM76 175V176H75ZM126 175V174H125ZM131 175V174H130ZM203 175V174H202ZM121 176V177H122ZM137 176V175H136ZM135 176V177H136ZM165 176V175H164ZM197 176V175H196ZM195 176V177H196ZM206 176V175H205ZM65 177L67 178H71L70 180H66L64 179ZM139 176H137V178L140 179ZM155 177V176H154ZM197 177V178H198ZM50 178V177H49ZM124 178L127 179V176H124ZM196 178V180L194 181H197L198 179ZM228 178V179H227ZM59 179V181H58ZM124 181V184H126V181L125 179L120 178ZM149 179V178H148ZM231 179V180H229ZM150 180V179H149ZM157 180V179H156ZM122 181V182H123ZM146 181H147V177H146ZM158 181V180H157ZM232 181V182H231ZM128 182V181H127ZM142 182V180H141ZM144 182V181H143ZM153 182V181H151ZM164 182V181H163ZM166 182V181H165ZM164 182V183H165ZM229 182H231L229 184ZM49 183V182H48ZM47 183V184H48ZM129 183V182H128ZM126 184V185H129V184ZM181 183V182H180ZM75 184V186H74ZM152 184V183H150ZM190 184V183H189ZM50 184L46 185L47 189H48V186ZM126 185H124V187H126ZM131 185V184H130ZM185 185V184H184ZM52 186V185H51ZM51 186H50V189H51ZM60 186V187H59ZM69 186V187H67ZM150 186V185H149ZM179 186V185H178ZM180 186H182V184H180ZM211 186V185H210ZM131 187V186H130ZM145 187V186H144ZM192 187V188H191ZM209 187V186H208ZM64 188V189H63ZM127 188V187H126ZM134 186H132L131 188H129L130 190H135L136 191V188H134ZM152 188V187H151ZM188 188H191L188 190ZM210 188V187H209ZM53 189V188H52ZM78 189V190H77ZM125 189V188H124ZM160 189V188H158ZM199 189V190H198ZM73 190V189H72ZM155 190V189H153ZM50 193L53 195V192H51V190H49ZM55 191V190H53ZM124 191V190H123ZM134 191V192H135ZM158 191V190H157ZM208 191V190H207ZM160 192V191H159ZM159 192H156V193H159ZM164 192V191H163ZM254 192V193H253ZM49 193V194H50ZM56 193V192H55ZM54 193V194H55ZM79 193V192H78ZM137 193V192H136ZM135 193V194H136ZM257 193V194H256ZM200 194V193H199ZM255 194V195H254ZM254 195V196H253ZM257 195V196H256ZM168 195L166 194V197ZM203 196V195H202ZM201 196V197H202ZM163 197V196H162ZM165 197V198H166ZM171 197H170V200H171ZM200 197V198H201ZM204 197V196H203ZM206 197V196H205ZM204 197V198H205ZM258 197V198H256ZM169 198V197H168ZM253 198H254V201H253ZM164 199V198H163ZM172 199V200H173ZM197 199V200H196ZM208 199L210 200V198L208 197ZM169 201V199H168ZM200 201V200H199ZM256 201V203H254ZM258 201V202H257ZM261 201V202H260ZM203 202V201H201ZM258 203H261L258 204ZM117 204V203H116ZM132 204V203H131ZM195 204H197L198 206L197 207H194L195 209L193 210V208L191 209V207H193ZM203 204V203H201ZM259 205V206H256L258 207L257 208V215H255V213L253 212V208L251 209V207H253L254 205ZM172 205V204H171ZM109 206V205H108ZM119 206V205H118ZM136 206V205H135ZM200 206V209L198 208ZM110 207V206H109ZM132 207V206H131ZM219 207H221L220 209H218ZM255 208V207H254ZM131 209V208H130ZM137 208H135V211L134 209L132 208L131 210H133L134 212H132V215L128 216L130 217L131 219L134 218L135 219V222L136 220H138V217L140 219V215H137L138 212L136 210ZM173 209V210H172ZM199 209V210H198ZM175 210V211H174ZM177 210V211H176ZM192 210V212H191ZM256 211V210H255ZM126 212H128V209L126 210ZM124 212V214L126 213ZM137 212V213H136ZM227 214H226V213ZM244 212V214L246 213L247 217L245 215H243L242 213ZM131 214V212H129ZM129 213H126V214H129ZM202 213V218L200 216V214ZM211 213V215H209ZM152 214V213H151ZM242 214V215H241ZM11 216H9L10 219L8 218H5V224H6V227L5 228V231H4V235L7 233L11 234L10 238L12 237L11 240H8L10 239L9 237H7V239H5V237L3 238L4 242H2L1 240V246L0 245V249H3L4 246V250H6V247L9 248L10 250L13 249L14 251V247L16 244H18V242L16 241H20V245H25L23 246V248L27 249V247L30 245L31 241L30 239L28 240V238L30 237L27 233V236L25 235H19L20 237H18L17 239H15L17 237V234H16V237L13 238V235H15L14 233H11L9 231H13L14 232V226H12L11 224V221L13 220L12 219V214H10ZM157 215V216H156ZM222 215V216H223ZM242 217H241V216ZM138 216V217H137ZM215 216V217H214ZM219 216V215H217ZM226 216V217H227ZM244 216V217H243ZM149 217V218H151ZM200 217V218H199ZM239 217V218H238ZM74 218V217H73ZM176 218H178L179 220H175ZM187 218H188V221H187ZM219 218V217H218ZM217 218V219H218ZM78 217L75 219L77 220ZM101 220V223L106 220V222L104 221V223H107V219H104V218H99ZM98 219V220H99ZM104 219V220H103ZM130 219V220H131ZM174 219V220H173ZM217 219L215 222H217ZM223 219V217H222ZM74 220V221H75ZM129 220V219H128ZM144 222H142V221ZM155 220V221H154ZM206 220V219H205ZM227 221V218L225 219ZM245 220V219H244ZM243 220V221H244ZM245 220V221H246ZM73 221V219H72ZM71 222V225L72 223ZM111 221V223L113 222L112 220H109ZM133 221V220H132ZM141 224H146V219L142 218L139 220ZM150 221V219H149ZM150 221V224L152 223ZM174 221L172 224L170 222ZM209 221V220H208ZM224 221V220H223ZM225 221V222H226ZM241 221V220H240ZM239 221V222H240ZM10 222V223H9ZM14 223V221H12ZM77 224L76 226H78L79 222L76 221ZM201 222V223H200ZM210 222H213V221H210ZM210 222H208L210 224ZM248 222V221H247ZM109 223V224H111ZM129 223V222H128ZM140 225L139 222H136ZM149 223V222H148ZM159 223V222H158ZM163 223V222H162ZM186 223V225H187ZM220 223V222H218ZM227 223V222H226ZM243 223V222H241ZM246 223V222H245ZM249 223V222H248ZM250 223V224H252ZM74 224V226H75ZM108 224V225H109ZM115 224V223H114ZM177 224V223H176ZM217 224V223H215ZM223 223L220 224V226L222 225ZM249 224V225H250ZM103 225V224H102ZM148 225V224H147ZM159 225V224H158ZM163 227L166 225L163 223L162 224ZM185 225V224H184ZM192 225V224H191ZM228 225V224H227ZM227 225H225V227L227 228ZM81 226V225H80ZM104 226H107V224H104ZM143 226V225H142ZM149 226V225H148ZM161 226V225H160ZM210 226V225H209ZM213 226V225H212ZM103 227V226H102ZM162 227V228H163ZM170 227V226H169ZM186 227V226H184ZM184 227H183V230H184ZM189 226H187L188 228ZM195 227V226H193ZM224 227V228H225ZM12 228V229H11ZM82 228V227H81ZM106 228V227H105ZM103 228V229H105ZM109 228V227H108ZM159 228V227H158ZM171 228V227H170ZM168 229V226L165 228V229H168L169 231L171 229ZM180 228V227H179ZM186 228V229H187ZM216 228V229H217ZM223 228V229H224ZM107 229V228H106ZM181 229V228H180ZM185 229V230H186ZM9 230V231H8ZM82 230V229H81ZM108 230V233H109V229ZM162 230V229H161ZM167 230V231H168ZM184 230V231H185ZM59 231V230H58ZM56 231V232H58ZM174 231V230H173ZM190 231H192L190 229ZM189 231V232H190ZM212 231V229L210 230V232ZM253 230V233L255 232ZM7 232V233H5ZM28 232V231H26ZM44 232V231H43ZM45 232H47L45 230ZM44 232V233H45ZM104 232V231H103ZM166 232V230H165ZM188 232V231H187ZM255 234V235H258L259 234ZM48 233V232H47ZM61 233V236H62V232H58V234ZM172 233V231H170L169 233H166L167 235H170ZM252 233V234H253ZM13 234V235H12ZM20 234V233H19ZM25 234V232H24ZM46 234V233H45ZM56 234V233H55ZM81 232L79 234V238L78 240L82 241L81 238ZM105 234H107L106 230H105ZM135 234V233H134ZM165 234V233H164ZM5 235V236H6ZM48 236L49 235H53V234H47ZM84 235V234H83ZM99 235V234H98ZM133 235V233L131 234ZM131 235H122L120 236L119 238V242H118V245L120 244V247H121V250L123 251H120L117 249L118 253L119 252H123L122 254H124V257L123 259L125 260L123 263L121 264H174L176 263L178 260L177 259H173L171 260L170 259V251L169 250H172L171 249V243L168 242V240H174V233H172V237L171 235L170 236H162L161 234L159 235L158 233H153L152 236H148L147 234L145 233H136L135 235L131 236ZM186 235V234H185ZM188 235V234H187ZM46 236V235H45ZM47 238H50L48 241L51 242V240L53 239L52 237H55V239L52 240L53 244L57 245V243H54L57 241V238H56V235L54 236H50ZM65 237V233L63 235ZM62 236V237H63ZM101 236V235H100ZM104 236V235H103ZM110 235H107V239ZM231 236V235H230ZM1 237V236H0ZM59 239L61 238L60 235H58ZM63 237V238H64ZM98 237V236H97ZM96 237V238H97ZM105 237V236H104ZM113 238H115L114 236H112ZM110 237V238H112ZM260 237V236H259ZM66 238V237H65ZM64 238V239H65ZM85 238V237H84ZM92 238V237H91ZM103 237H101L102 239ZM178 238V237H176ZM175 238V239H176ZM231 238V239H232ZM245 238V237H244ZM255 238V236H254ZM257 238V237H256ZM16 240V244H13L15 243L14 240ZM74 239V238H73ZM105 239V241L107 240ZM230 239V238H229ZM259 239V238H258ZM264 239V238H263ZM5 240H8L7 242ZM55 240V241H54ZM61 240V239H60ZM63 240V239H62ZM61 240V245L62 247L65 245L66 246V239L65 241H62ZM75 240V239H74ZM85 240V239H83ZM91 240H95L97 241V239H91ZM91 240L89 243H91ZM104 240V238L102 239V241ZM177 240V239H176ZM182 240L184 241V243L182 242ZM70 241V240H69ZM77 241V240H75ZM86 241V240H85ZM89 241V240H88ZM95 241H94V247L96 245L99 246V241L96 242V245H95ZM102 241L100 243V245L102 244ZM110 241V239H109ZM111 241L113 242V239H111ZM231 241V240H230ZM10 243L12 244V246L10 244H6V243ZM51 242V243H52ZM60 242V241H58ZM74 242V241H73ZM87 242V241H86ZM194 242V243H193ZM247 242V241H246ZM4 243V244H2ZM29 243V244H28ZM35 243L36 245V241H33V244ZM63 243V244H62ZM77 243V242H75ZM80 243V242H79ZM88 243V242H87ZM88 243V244H89ZM93 243V242H92ZM105 243H108L109 242H105ZM104 243V244H105ZM32 244V243H31ZM32 244V245H33ZM73 244V243H72ZM78 244V243H77ZM82 244V242H81ZM87 244V246H88ZM103 244V246H105ZM107 244V245H108ZM193 244V245H192ZM10 245V246H9ZM21 245V246H22ZM27 245V246H26ZM52 245V244H51ZM60 245V244H59ZM57 245L59 248L60 246ZM91 244H89V247ZM110 245V244H109ZM17 246V245H16ZM54 246V245H52ZM57 246H54L55 248ZM82 246V245H81ZM11 247V248H10ZM35 247V246H29L28 247V250H30L31 253H29L30 255L31 254H34L36 260L38 259V255L35 254L34 250L31 249V248ZM56 248L58 249L57 252L62 249V247L59 249V248ZM76 247V246H75ZM78 247V246H77ZM84 247V246H83ZM100 247V248H99ZM99 250L96 248V250H98V253L99 251H101L102 249L104 250V248L102 247L101 249V246H99ZM108 247V246H105V248ZM116 247V246H115ZM119 247V246H118ZM16 248V247H15ZM64 248V247H63ZM70 248V247H69ZM72 248V247H71ZM79 249H84V248H80L78 247ZM65 249V248H64ZM87 249V247H86ZM92 251L95 250V249H92L90 248ZM109 249V248H108ZM116 249V248H115ZM126 249V251H124ZM63 250V249H62ZM85 250V249H84ZM83 250V253L86 251ZM88 253V258H89V254L92 252ZM3 252L4 254V251L3 250H0ZM11 251V252H13ZM48 251V250H47ZM46 251V253H47ZM82 251V250H81ZM89 251V250H88ZM173 251V250H172ZM176 251V252H177ZM34 252V253H32ZM63 252V251H62ZM66 252V251H65ZM96 252V251H95ZM93 252V253H95ZM116 252V251H115ZM250 252V250H249ZM6 253V251H5ZM8 253V252H7ZM6 253V254H7ZM49 253V251H48ZM61 253V252H60ZM87 253V252H86ZM102 252H100L101 254ZM120 253V254H121ZM11 253H8V255H10ZM58 254V253H57ZM90 254V255H91ZM99 254V255H100ZM106 254V253H105ZM117 254V252H116ZM176 254V253H175ZM34 255H31L32 257H34ZM84 255V256H85ZM94 255V254H92ZM97 255V254H96ZM174 255V254H173ZM252 255V254H251ZM264 255V253H263ZM262 255V259L264 260V256ZM101 256V255H100ZM103 256V254H102ZM118 256V254H117ZM176 256V255H174ZM92 257V256H90ZM177 257V256H176ZM40 258V257H39ZM59 258V257H58ZM96 258H99L98 256ZM122 258V257H120ZM175 258V257H173ZM178 258V257H177ZM32 258H30V260H28V264H35L34 262L36 261L34 258L33 260H31ZM60 259H61V256H60ZM122 259V260H123ZM179 261H180V258H178ZM203 259V260H202ZM86 260H87V257H86ZM91 260V259H89ZM88 260V262H89ZM176 260V262H175ZM32 261V262H30ZM38 261V260H37ZM36 261V263H37ZM62 261V259H61ZM64 261V260H63ZM83 261V260H82ZM81 261V262H82ZM92 261V260H91ZM172 261L174 263H172ZM180 261V262H181ZM256 263H255V262ZM182 262H186V261H182ZM181 262V264H183ZM85 263V262H84ZM92 263V262H91ZM90 263V264H91ZM259 263V262H258ZM25 264V263H23ZM78 264V263H77ZM86 264V263H85ZM180 264V263H178ZM187 264V262H186ZM200 264V263H198ZM205 264H209L208 263H205ZM260 264V263H259ZM262 264V263H261ZM264 264V263H263Z\"/></svg>", "mask_w": 264, "mask_h": 264}]
</instances>
